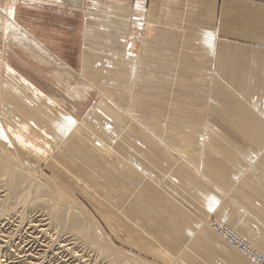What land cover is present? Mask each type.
I'll list each match as a JSON object with an SVG mask.
<instances>
[{
  "label": "crops",
  "instance_id": "crops-1",
  "mask_svg": "<svg viewBox=\"0 0 264 264\" xmlns=\"http://www.w3.org/2000/svg\"><path fill=\"white\" fill-rule=\"evenodd\" d=\"M95 1L103 5L93 13L90 0H83L80 11L55 6L78 19L76 27L59 22L62 28H54L58 34L53 41L19 21L49 55L14 38L0 44V57L63 103L66 125L96 112L101 115L100 139L118 141L109 143L128 165L106 149L100 155L110 163L107 169L96 172L89 164L84 176L74 172L88 187L84 193L90 201L85 196V203L100 210L101 219L104 211L106 217L115 211L111 226L101 222L126 248L156 257L166 254L175 264H251L203 227L202 220L214 215L264 252V0H139L142 8L133 0ZM109 5L126 8L123 16H105ZM115 30L121 43L110 44L116 52L114 65L103 53L107 44L97 41L93 46L87 39L94 31ZM50 31L46 36H53ZM113 76L121 83L138 78L130 113L143 123L129 125L126 110L104 104L100 85L113 82ZM8 80L19 84L18 101L33 97L23 81L10 76L5 86ZM179 81L180 89H172ZM116 89L124 102L128 88Z\"/></svg>",
  "mask_w": 264,
  "mask_h": 264
},
{
  "label": "bare ground",
  "instance_id": "bare-ground-1",
  "mask_svg": "<svg viewBox=\"0 0 264 264\" xmlns=\"http://www.w3.org/2000/svg\"><path fill=\"white\" fill-rule=\"evenodd\" d=\"M7 1H3L0 0V38L4 39V40H8V38L12 39L14 38V40L16 41H27L29 42L31 45H33L34 47H37L39 50L43 51V53H45L46 55H49L47 53V50L45 51L43 46L41 45V43L34 37V35H32L31 33H29L26 29H24L19 23H18V16H17V12L19 10V6L21 2V0H10V2ZM22 1H30V0H22ZM37 2L38 4H48V5H55L60 6L61 8L66 7L68 8L69 6L73 7L74 9H76V11H80L83 9V0H31L30 2ZM42 2V3H41ZM68 6V7H67ZM106 6V5H105ZM110 6V5H109ZM101 7V6H99ZM104 8V7H103ZM100 9V8H99ZM122 10H126V8H119L116 9L115 7H107L105 9L104 13L105 16H110L113 17L112 19L116 18L115 17V13L120 12L122 13L123 16V12ZM97 11V10H96ZM129 14V13H128ZM103 16V15H102ZM106 18V17H105ZM108 18V17H107ZM126 20V18H124ZM98 20V19H97ZM101 21V20H100ZM109 23V22H107ZM116 32H114L113 34L110 33L109 35H107L106 33H95V31L93 32L94 36H91L90 39H87V42H92L93 46H94V42H101V43H105L107 44V50L103 51V53L105 54V56L108 57V63H112V64H116V61L114 59H112V57H114L113 55L116 53L115 49H111V42L112 43H116L117 41H119L118 38V31L119 30H115ZM101 34V35H100ZM124 34V33H123ZM126 35V34H124ZM127 36H123L122 38L125 39ZM102 38V39H99ZM42 42V41H41ZM6 42L4 41V43L2 44V46L5 44ZM119 43H121L119 41ZM87 44V43H86ZM44 45V44H43ZM91 45V44H90ZM99 45V44H98ZM122 45V44H121ZM47 46V45H46ZM92 46V47H93ZM46 49V48H45ZM104 49V48H103ZM1 51V50H0ZM5 51V50H4ZM4 54V53H3ZM53 54V53H52ZM54 55V54H53ZM101 55V54H100ZM55 56V55H54ZM88 56V55H87ZM4 57V56H2ZM0 57V68L2 67L4 70L7 71H12L13 75H18L21 76L20 73L13 68L7 61H5V58ZM91 57V56H90ZM50 59V58H49ZM54 59V58H53ZM85 61V60H84ZM60 62V61H59ZM121 63V62H120ZM137 63V62H136ZM63 65V64H62ZM103 66V64H102ZM111 68L109 69H113L115 70L114 66L109 65ZM1 68V69H2ZM101 68V67H100ZM111 70V71H113ZM2 71V70H1ZM117 71V70H115ZM4 72V71H3ZM101 72V71H100ZM114 72V71H113ZM93 73V72H92ZM85 76H86V72H84ZM115 74V72H114ZM136 74V73H135ZM7 76V75H6ZM17 76V77H18ZM22 77V76H21ZM83 77V76H82ZM99 77V76H97ZM126 77V76H125ZM23 78V82L26 85L25 87H28L29 89H31V92L33 94H35V98H38L39 101H41L42 103H46L48 105V107H50V109L52 110V112H49L47 110H45V108L43 106H41V104H39L38 102H35V100L37 99H32L31 97H27L26 95H24V97L22 96L21 98V102L18 101V98H20V94L19 91L16 92V94L13 96L7 92H4L5 95V101H4V105L3 108L5 109L4 112L8 113L9 115H11V117L7 118L5 117V121H7L8 123H11V125L15 126V125H19L20 131H16L18 132L20 135V145L22 146H33L35 152H37V154H39L40 156L44 157L45 159L48 158L50 156V159L57 160L58 165L57 166H61V161L64 162V167H66L65 169L69 170L72 172V174H74L75 170H82L83 172L87 173L88 169L85 168L86 165L91 164L92 166H94L97 171L101 170L102 168H106L108 167L104 161L101 160V153L105 152L106 149H108V153L112 154L116 159H118V154L119 152L116 150L113 144V146L109 143L110 141H117L115 139V137H111L108 140L100 139V133H101V128H100V116L98 113H93L88 115L87 120L85 121H80L79 119L77 120V118L75 119L74 116L73 118L75 119L74 123L71 124H67L63 121V115L60 113L61 111L66 110L65 106L62 105L63 103H61L60 101H58L56 98L45 94L43 91H41L39 88H37V86L35 84H33L31 81H29L27 78L22 77ZM102 78V77H101ZM114 80H112L113 82H111L110 80L105 84H101L100 87H103V90L105 91V94H103V101L105 105H109L112 106V108L114 109H119L120 111L122 110L123 112H125V110L128 113H123V115L125 114V116H129L130 117V121H129V125H131V123H138L141 122L143 123L139 117L137 115H134L132 113H130V111L132 110V106H135V101L133 99V97L136 95V88L139 84V82L137 81L138 78H134L132 81H129L128 83L125 79L124 83L119 82V80L117 78H115L113 76ZM8 79V78H7ZM86 79V78H85ZM94 79V78H93ZM104 79V78H102ZM21 80V79H20ZM128 80V79H127ZM1 81V80H0ZM98 81V80H97ZM178 81V80H176ZM105 82V81H104ZM185 82V81H184ZM191 83V82H190ZM98 84V83H97ZM119 84V85H117ZM7 85V84H6ZM194 85V84H193ZM97 86V85H96ZM181 83L179 82H174L172 83V89L174 88L175 90H179L180 89ZM18 87V86H17ZM128 88V95L129 97L123 102V99L117 98L119 97L118 95H120L119 92L116 93V91H118L116 88ZM92 88V87H91ZM10 89V88H9ZM13 92L15 91L14 87H12ZM120 90V89H119ZM182 90V89H181ZM100 91V90H99ZM187 91V90H186ZM101 92V91H100ZM2 93V92H1ZM0 93V94H1ZM101 94V93H100ZM3 95V94H2ZM3 97V96H2ZM16 98V99H15ZM61 100V99H60ZM181 101L180 98H177L176 101ZM192 100V99H191ZM2 101V100H1ZM14 101L15 103L12 105L11 102ZM19 103H18V102ZM23 101L24 103L27 102V106L28 108H26L25 106H23ZM38 101V100H37ZM62 101V100H61ZM185 102V101H184ZM183 102V103H184ZM66 104V103H65ZM1 105V102H0ZM2 106V105H1ZM25 107V108H24ZM23 109V110H22ZM105 109V108H104ZM29 110V111H28ZM56 110V111H55ZM1 111V110H0ZM55 111V112H54ZM110 112V111H109ZM28 113V116L25 114ZM122 115V116H123ZM22 116V117H21ZM92 116V117H91ZM20 117H21V121H20ZM102 118V117H101ZM139 119V121H138ZM95 121V122H94ZM105 121V120H104ZM65 124V126L67 127H63L61 125V123ZM1 123V122H0ZM2 126H6L5 124ZM112 126V125H111ZM141 126V125H140ZM104 127V126H103ZM132 128V127H131ZM6 132L8 137L10 138L9 142L6 139L5 135L2 134V136L4 137L5 141L0 142V173H5L7 175V177H9L8 179L10 181H6L3 182L5 180H0V192H8L7 194H9V189L8 188H12V186L17 185L16 183H18V185H22L24 183H29L32 181H29L28 179V175H26L24 173V170H21V164L18 162V156L16 151H14V140L12 138L11 132L9 131V128L6 126ZM18 130V129H17ZM117 130L119 129H114L115 132H117ZM187 130V129H186ZM5 132V134H6ZM53 132H55L56 134H54ZM40 133L42 138H43V142L41 141V144L38 143L36 146H40L39 148H37L36 146H34V144H30L31 142L28 141V138L31 139L32 135ZM120 133H124V131L120 130ZM1 134V132H0ZM40 136V137H41ZM72 137V138H71ZM119 139V137H118ZM36 140V139H35ZM118 142V141H117ZM37 143V142H36ZM117 144V143H116ZM93 145H97L98 149H94ZM42 147L44 149H42ZM30 148V147H29ZM24 149V148H23ZM31 149V148H30ZM26 151V150H25ZM32 151V150H30ZM103 155V154H102ZM67 157V158H66ZM106 158V157H105ZM114 159V158H113ZM110 160V159H109ZM100 161L103 163V167L98 166ZM68 162V166H66V163ZM121 162V161H119ZM56 163V162H55ZM56 163V164H57ZM73 163V166L71 165ZM122 163V162H121ZM110 164V163H109ZM108 164V165H109ZM122 164H126L128 165L126 162L122 163ZM55 167V166H53ZM111 168L115 167L112 164L110 165ZM73 168V169H72ZM123 168V167H122ZM72 169V170H70ZM107 169V168H106ZM117 168H115L116 170ZM112 169H110L111 171ZM70 172V173H71ZM95 172V173H96ZM8 173V174H7ZM90 173V172H89ZM112 173V171H111ZM114 173H116L114 171ZM92 174V173H91ZM128 175V172L125 173ZM111 175V174H110ZM33 176V175H32ZM123 176H125L123 174ZM146 176V175H143ZM117 177V176H116ZM119 177H121L119 175ZM118 178V177H117ZM122 178V177H121ZM3 179V178H1ZM37 179L39 180V178L37 177ZM73 179H75L74 181L78 180L77 177H73ZM112 181V180H111ZM126 181V180H125ZM15 183V184H13ZM48 180L45 182L43 181V178L40 181H33L30 184L29 189L31 188L30 192L27 191L25 194V197H21L20 198V202L23 203L24 205H27V203H30L32 200H38L40 199L39 196L40 193H43V189L42 186H46L47 188L45 190H47L48 192L52 193L54 196L55 194H60L55 196V198L53 200H57L59 201L57 204L53 205L50 213L48 215L47 218H49L48 222V228L49 230H44L45 232H47L49 235H51L52 238L54 239H59L60 236H58V234L54 233L57 232L59 233V229L60 227L64 228L67 226V224L69 223H73L75 224V230H78V234L80 235L83 232H87L88 230V225L85 223V221H79V222H75L71 217V213H73V210H78L80 213V216H82L84 219H89V217H91L89 214V212L81 210L79 208H76V204H74V202L69 198L68 195L66 194H62L60 193L61 191L58 189H55L51 184H47ZM84 186V183H83ZM8 187V188H7ZM112 187H114L112 185ZM8 190H7V189ZM16 188V187H15ZM115 188V187H114ZM84 191V190H83ZM4 192V193H5ZM14 192V191H13ZM33 195H36L37 198H35ZM2 196V195H1ZM33 196V198H32ZM46 197V196H45ZM13 198V197H12ZM42 198V197H41ZM48 198V197H47ZM7 199V198H5ZM3 201V200H2ZM73 202V204H72ZM33 203V202H32ZM3 205V203H1ZM0 204V205H1ZM31 204V203H30ZM36 204V203H35ZM18 206V205H17ZM17 206H9L8 205V200L6 201V204L4 205V208H2V212L0 210V217L2 218L3 216H8L9 213L13 212L15 209L16 214L18 213L19 216L22 215V211H23V215L22 218L24 219V217L27 218V216H25L29 210H37L36 207L31 208V205H27L26 207L23 206L24 209H22V211L18 210ZM20 208H22L20 206ZM39 211V210H38ZM37 211V212H38ZM32 213V212H31ZM34 213V212H33ZM75 213V212H74ZM39 214V213H37ZM131 214V213H130ZM12 215V214H11ZM40 215V214H39ZM47 214H45L46 217ZM6 216V217H7ZM30 216V215H29ZM38 216V215H37ZM42 216V215H41ZM14 217V215L12 216V218ZM17 217V216H16ZM44 217V218H45ZM0 218V219H1ZM42 218V217H41ZM40 218V219H41ZM14 219V218H13ZM21 219V217L19 218ZM37 219V218H36ZM43 219V218H42ZM146 219V218H145ZM212 219H216L214 215H210L208 218V221H204L202 220V226H206L208 229H211V231L215 234H217L215 232V230L213 229V224H212ZM15 220V219H14ZM30 221V218L28 219ZM28 220L26 222H28ZM32 220V218H31ZM218 220V219H217ZM215 220V221H217ZM10 221V220H9ZM220 221V220H219ZM12 222V221H11ZM25 222V223H26ZM30 222H34V220L30 221ZM36 222H41L40 226H45V224H42L44 221L43 220H38ZM47 222V221H46ZM3 223V222H2ZM9 223V222H8ZM18 224V222H17ZM38 224V223H37ZM28 225H32V223H29ZM21 226V225H19ZM25 226V225H23ZM38 226V225H37ZM69 226V225H68ZM26 227V226H25ZM30 227V226H29ZM35 227V226H34ZM46 227V226H45ZM73 227V226H72ZM21 228V227H20ZM93 228V227H92ZM26 229V228H25ZM39 229V228H38ZM67 229V228H66ZM232 229V228H231ZM15 230V229H14ZM18 230V227L17 229ZM22 230V229H21ZM59 230V231H58ZM140 230V229H139ZM142 230V229H141ZM233 230V229H232ZM6 231V230H5ZM13 231V230H12ZM20 231V230H18ZM53 231V234H51V232ZM147 231V230H146ZM24 232V231H23ZM29 232V231H28ZM36 232H38V230H36ZM61 232V231H60ZM63 232V231H62ZM236 232V231H235ZM11 233V232H10ZM20 233V232H19ZM35 233V232H34ZM42 233V232H41ZM237 233V232H236ZM15 234V233H13ZM22 234V232H21ZM20 234V236H21ZM27 234V233H26ZM25 234V235H26ZM40 234V232L38 233ZM64 234V232H63ZM84 235L81 236L84 238V236L86 235L85 233H83ZM238 235H240L239 233H237ZM31 235V234H30ZM37 235V234H36ZM62 235V233H61ZM145 235V234H144ZM32 236V235H31ZM30 236V237H31ZM59 238H58V237ZM72 236V235H71ZM78 236V235H77ZM241 236V235H240ZM8 237V236H6ZM12 237V236H11ZM19 237V236H17ZM29 237V235H28ZM80 237V236H78ZM242 237V236H241ZM20 238V237H19ZM18 238V239H19ZM41 238V237H40ZM47 238V237H46ZM71 239V237H69ZM243 238V237H242ZM2 239V238H1ZM22 239V237H21ZM28 239V238H27ZM63 239V238H62ZM65 239V237H64ZM67 239V238H66ZM65 239V240H66ZM70 239H67L70 240ZM73 239V237H72ZM221 239V238H220ZM223 239V238H222ZM244 239V238H243ZM13 241V239H11ZM24 240V239H23ZM22 240V241H23ZM75 240V239H74ZM21 241V240H20ZM28 241V240H27ZM33 241V240H31ZM36 241V240H35ZM52 241V240H51ZM77 241V240H75ZM88 241V240H87ZM91 241V240H90ZM96 241V240H95ZM15 242V241H14ZM49 242V241H48ZM62 242V241H60ZM225 242V239H224ZM248 242V241H247ZM32 243V242H31ZM46 243V242H45ZM56 242H54L55 244ZM79 243V242H78ZM90 243V242H89ZM249 243V242H248ZM13 244V243H11ZM18 244V243H17ZM33 244V243H32ZM40 244L43 245V243L40 242ZM49 244V243H47ZM69 244V243H68ZM77 243H75L76 245ZM85 243H83L84 245ZM88 244V243H87ZM92 244V243H91ZM97 244V243H96ZM251 246L252 244L249 243ZM16 245V244H15ZM23 245V243H22ZM26 245V244H25ZM28 245V243H27ZM30 245V244H29ZM28 245V246H29ZM36 245V244H35ZM41 245V246H42ZM66 245V244H65ZM79 245V244H77ZM77 245L75 247H77ZM103 245V244H102ZM101 245V246H102ZM230 245V244H229ZM20 246V245H19ZM18 246V247H19ZM24 246V245H23ZM40 246V245H39ZM68 246V245H67ZM96 246V245H95ZM44 247V246H43ZM80 247V246H79ZM91 247V246H90ZM103 247V246H102ZM104 247H107V244L104 243ZM253 247V246H252ZM2 248V247H1ZM0 248V250H1ZM20 248V247H19ZM19 248L16 247V251L18 250V252L20 251ZM22 248V247H21ZM20 248V249H21ZM35 248V246H34ZM58 248V246H57ZM62 248V246L60 247V249ZM104 248V249H105ZM254 249H256L255 247H253ZM24 249V248H23ZM22 249V250H23ZM28 249V248H27ZM47 249V248H46ZM56 249V248H55ZM59 249V248H58ZM87 249V248H86ZM96 252L98 251L97 248H95ZM234 249V248H233ZM42 250V249H41ZM40 250V251H41ZM65 250V249H64ZM80 250V248H79ZM94 250V249H93ZM107 250V249H106ZM109 250V249H108ZM162 250V249H161ZM32 251V250H31ZM34 251V250H33ZM37 251V249L35 250ZM39 251V250H38ZM56 251V250H55ZM63 251V250H62ZM68 251V250H67ZM74 251V249H73ZM81 251V250H80ZM236 251V250H235ZM256 251L264 254V252L259 251L258 249H256ZM54 252V251H53ZM77 252V251H76ZM99 252L102 253L103 250H101L99 248ZM97 252V253H99ZM165 252V251H164ZM21 253V252H20ZM19 253V254H20ZM29 253V252H28ZM35 253V252H34ZM50 253V252H49ZM65 253V252H64ZM68 253V252H67ZM96 253V254H97ZM15 254V253H14ZM30 254V253H29ZM32 254V253H31ZM39 254V253H38ZM51 254V253H50ZM16 255V254H15ZM37 255V254H35ZM42 255V254H41ZM40 255V256H41ZM45 255V254H44ZM43 255V256H44ZM58 255V254H56ZM63 255V254H62ZM105 255V254H104ZM4 256V255H3ZM6 256V255H5ZM39 256V255H38ZM52 255H50L51 257ZM55 256V254H54ZM79 256V255H78ZM84 256V255H83ZM94 256V255H93ZM98 255H96L95 259L97 260ZM101 256H103V253L101 254ZM243 256V255H242ZM23 257V256H22ZM29 257V256H28ZM49 257V256H48ZM49 257V258H50ZM82 257V256H81ZM115 257V256H114ZM3 258V257H2ZM34 258V257H33ZM37 258V257H36ZM35 258V259H36ZM54 258V257H53ZM60 257H57V260ZM65 258H67L65 256ZM85 258V257H84ZM82 258V260L84 259ZM12 259V257H11ZM15 259V258H14ZM20 259V258H19ZM23 259V258H22ZM55 259V258H54ZM62 259V257H61ZM60 259V260H61ZM64 259V258H63ZM62 259V260H63ZM247 259V258H246ZM9 260V259H8ZM7 260V261H8ZM28 260V259H27ZM42 260V259H41ZM73 260V259H72ZM79 260V259H78ZM102 260V259H101ZM19 261V260H18ZM32 261V260H31ZM40 261V260H39ZM55 261V260H54ZM68 261V260H67ZM80 261V260H79ZM78 261V264H79ZM125 262L121 261L122 264H126V260H124ZM249 263L251 264H255L252 263L250 260H248ZM13 262V261H12ZM37 262V261H36ZM65 263V261H63ZM116 262V261H115ZM136 262V261H135ZM19 263V262H18ZM34 263V262H32ZM48 263V262H47ZM46 263V264H47ZM60 263V262H59ZM58 263V264H59ZM77 264V262H75ZM101 264H104L100 261ZM99 263V264H100ZM117 264H121L120 261L116 262ZM38 264V262L36 263ZM86 264V263H83ZM113 264V263H112ZM133 264H136L133 262Z\"/></svg>",
  "mask_w": 264,
  "mask_h": 264
},
{
  "label": "rangeland",
  "instance_id": "rangeland-1",
  "mask_svg": "<svg viewBox=\"0 0 264 264\" xmlns=\"http://www.w3.org/2000/svg\"><path fill=\"white\" fill-rule=\"evenodd\" d=\"M90 1H91L90 2L91 3V9H90L91 13L95 12L96 9H99L100 5H101V8H102L103 4H101L100 2L95 1V0H90ZM101 1L102 2H107L108 0H101ZM8 2H10V0ZM21 2L22 3H20V5H18L19 6V10L17 12L18 23L20 21L32 33H34V34L37 33L38 36L41 37V38H44L46 40L49 39L50 41H53L51 38L52 37L56 38L57 37L56 35L58 34L57 33L58 29H54V28H57V27H59L60 29L62 28V26L60 25L61 23H59V22H62V23H65V24H72L73 27L74 26L76 27V21L78 19L76 17H78V16L70 15V17H69L68 15H63V14H61V13H59L57 11L55 5H44V6H42V5H39L37 2H35V3L34 2L25 3L22 0H21ZM94 2H96V3H94ZM136 2L139 3V8H142V5L140 4L139 0H136V1L133 0V4H135ZM130 5H132V4L130 3ZM140 23H141V21H140ZM43 25H45V26H43ZM50 27L53 28V29H51ZM105 29H107V28H105ZM48 30H52L49 33H53V36H50V37L46 36ZM64 30H66V29L64 28ZM105 31H107V30H105ZM108 31H112V29L108 28ZM105 33L107 35L110 34V32H105ZM67 37L68 36L66 34L65 38H63V37H61V38H62V40H66ZM73 38L75 40V43H79L80 38L78 37V35L74 36ZM8 40H9V38H8ZM4 41H6V40L0 38V44L1 45L4 43ZM59 51H62V53L65 54L64 50L59 49ZM78 53H79L78 52V48H76L75 49V55L78 56ZM1 68H0V80H1L0 81V93L1 92L2 93L0 94V102H1L2 106L0 105V110L3 111V112H0V122H1L0 123V132H1V134H0V142L5 141V139L2 136V134L5 135V137L8 140V142L10 141L9 140L10 138L8 137L7 132L5 130L6 126H7L9 128V131L11 132L12 138L14 140V145H13L14 149H15L14 151H16L17 156H18V162L22 166L21 170L22 171L24 170V173L26 175H28L29 181L33 182V181L37 180V181L41 182L42 178H43V181H45V182L48 180L47 184H51L55 189H58V191L60 190L61 191L60 193L68 195L71 200L73 199L72 201L74 202V204L77 205L76 208H79L81 210L89 212V214H91L90 215L91 217H89V219H84L82 216H80L79 211L74 209L73 213H71V215H72L71 218L75 222L76 221L79 222L81 220L85 221V223L88 225V230H87V232H83V233H85L86 235L84 236V238L81 237L84 234L81 233L79 235L78 234V230L74 231L75 230L74 228H75L76 225L73 224V223L72 224L69 223L64 228L60 227L59 230L61 232L59 230H58L59 233L54 231V233H56V234H58V236H60V238L57 236L59 239H54V238L51 237V235H49L44 230H49V228H48V224L49 223L48 222H50V221H49V218H47V217H48V215L50 213V210H51L52 206L59 202V201L53 200V199L55 198V196L60 195V194H55V196H54L52 193H50L47 190H45L47 188L46 186L45 187L42 186L43 193L42 192L40 193V195H42V196H39L40 199L32 200L30 202L31 204L27 203V205H31L32 206L31 208L36 207L37 210L36 211L35 210H29V212L25 215V216H27V218L24 217V219H23L22 218V215H23L22 209H24L23 206L26 207L27 205H24L23 203H21L20 202V198L21 197H25V194H26L27 191L30 192L31 188L29 189V187H30L29 183H32V182L24 183L22 185H18V183H16L17 185L12 186V188H8L7 187L9 190L7 188L6 189L9 191V194H7L8 192H5L6 190L4 191L5 193L2 192V191L0 192V204L3 203V205L2 204L0 205V210L2 208H4V205L6 204V201L8 200V205L9 206L13 205L15 207V206L18 205L17 206L18 210L22 211V215L19 216L18 213L16 214V212H15L16 209H15L13 212L9 213L8 216L6 215L7 217L6 216H3L2 218L0 217L1 218L0 219V248L2 247L1 250H0V264H36L37 262H38V264H46L47 262H48L47 264H58L59 262H60L59 264H76L75 262H77V264H78L79 260H80L79 264H83V263H86V264H99L100 261L102 263H104V264H112V263L113 264H117L116 262L120 261V263L122 264L121 261L125 262L124 260H126V262H127L126 264H133V262L136 263V264H175V263H172L171 258L168 257L166 254L163 257H160V256L156 257L153 254H147L148 253L147 251L146 252H144V251H142V252L140 251L139 252V251H135V250L129 249L128 247L126 248L125 246H123L124 242L122 240L116 238V236L110 231V228L105 223L101 222V220L104 219V221H106L111 226V223L116 221V213H115V211H108V216L107 217H106V211H104L105 217L101 219L100 210L92 209V208H90V206H88L89 204L87 205L85 203V201H84V199L86 198L85 196H87L88 201H90L89 200L90 199V197H89L90 194L89 195L85 194L84 191H83V190L88 189V187H84L83 185H80V181H81L82 184L84 183V178L83 177L76 176L75 174H72L71 171L65 169L66 167H64V162L63 161H61V166H57L58 165L57 160H55V162L57 163L56 164L54 162V160L50 159V156L48 158H46V159L44 157L40 156L39 154H37V152H35L33 146L31 147V146H26L25 145V146L21 147V145H20L21 144L20 143V136H19L20 134L18 133L20 131L19 125L13 126V125H11V123H8L7 121H5V117L7 116V118H9V117H11V115H9L8 113L4 115V113H5L4 110L5 109L3 108L4 101H5V98H6L5 95H4V92H7L9 94L13 93L11 95L14 96L16 94V92L21 91L19 89V84L15 83L12 80H8L9 82H7V85L5 86V79H7V78L10 79V76H11V77H14L18 81L21 78L18 75H13L12 71H7V70H4L3 68L1 69ZM23 69H25V68H23ZM25 70H26L25 71L26 73H29L32 76H34L33 73L31 72V70H28V69H25ZM21 81H23V79H21ZM23 84H24V82H23ZM4 86H5V89H4ZM8 86H9L10 89L7 88ZM24 86H26V85L24 84ZM12 87H14V89H15L14 92H13ZM25 88L27 90L31 91V89H29L28 87H25ZM32 95H33V97H31L32 99H34V100L37 99L38 102L42 103L41 101H39L38 98H35V94L32 93ZM44 104L47 105L45 102H44ZM25 114L28 116V113H25ZM21 117H20V121H21ZM4 124L6 126H2ZM16 131H18V132H16ZM5 132H6V134H5ZM40 136H41L40 133H38V134L36 133L35 135H32L31 139L28 138V141L31 142L30 144H34V146H36L38 143L41 144V141L43 142V138H42V136L41 137ZM39 147L40 146H38L37 148H39ZM42 149H44V148L42 147ZM30 150H32V151H30ZM71 165L73 166V163ZM53 166H55V167H53ZM66 166H68V162L66 163ZM72 169H70V170H72ZM77 171L80 172L81 175L84 176L85 172H83L82 170H75L74 172L77 173ZM37 177L39 178V180L37 179ZM73 177H77L78 180L74 181L75 179H73ZM1 178H3V179H1ZM8 178L9 177H7V175L5 173H0V180L1 181L5 180V179L6 180L3 181V182H6L7 180L10 181ZM13 184H15V183H13ZM33 196L35 198H37L36 195H33ZM33 196H32V198H33ZM5 198H7V199H5ZM73 202H72V204H73ZM20 206L22 208H20ZM1 212H2V210H1ZM37 213H39L40 215L37 214ZM45 214H47L46 217H45ZM13 215H14L13 218L15 220L12 218ZM209 216H210V214L204 219L205 222L208 221ZM20 217H21V219H19ZM29 218H30V221L34 220V222H30L28 220ZM31 218H32V220H31ZM217 219H212V220L214 221V220H217ZM27 220H28V222H26ZM38 220H43L44 222L42 224L46 223V225H45L46 227L45 226H40L41 222L40 223L36 222ZM17 222H18V224H17ZM217 222L221 223V224H224V225H227L224 222L219 221V220H217ZM29 223H32V225H28ZM19 225H21V226H19ZM23 225H25L26 227L23 226ZM17 227H18V230H20V231L16 230ZM204 227L206 229H208L206 226H204ZM36 230H38V232H36ZM208 230L211 231V229H208ZM62 231L64 232V234H63ZM21 232H22V234H21ZM39 232H40V234H38ZM215 232L217 233V234L214 233L216 236L220 237L221 239L223 238V237L220 236V233L218 232V230H216ZM13 233H15V234H13ZM61 233H62V235H61ZM20 234H21V236H20ZM51 234H53V231L51 232ZM28 235H29V237H28ZM77 235L80 236V237H78ZM118 235L123 240L127 239L126 236H124L123 234H118ZM6 236H8V237H6ZM17 236H19L20 238L17 237ZM21 237H22V239H21ZM64 237H65V239L66 238L70 239L69 237H71V239L67 241V239L65 240ZM72 237H73V239H72ZM11 239H13V241ZM74 239L77 240V241H75ZM31 240H33V241H31ZM223 240H224V238L222 239V241ZM60 241H62V242H60ZM40 242L43 243V245L40 244ZM54 242H56V243L54 244ZM225 242L229 245V243L226 240H225ZM11 243H13V244H11ZM22 243H23L24 246L22 245ZM27 243H28V245L29 244L30 245L28 246ZM47 243H49V244H47ZM75 243H77L79 245L76 244L77 247H75L76 246ZM83 243H85V244L83 245ZM104 243L107 244L106 248L104 247ZM18 246L20 248L21 247L22 248L20 249ZM34 246H35V248H34ZM57 246H58L59 249L57 248ZM61 246H62V248L60 249ZM16 247L19 248V250H20L19 252H18V250L16 251ZM79 248H80L81 251L79 250ZM95 248H97V250H98L97 252H99V248L101 250H103V252H102L103 256H101L102 253H100V252L97 253L95 251L96 250ZM36 249H37V251H35ZM73 249H74V251H73ZM236 252H238V251L236 250ZM35 254H37V255H35ZM54 254H55V256H54ZM56 254H58V255H56ZM50 255H52V256L50 257ZM96 255H98L97 256L98 257L97 260L95 259ZM240 255L242 256V254H240ZM65 256L67 258H65ZM11 257H12V259H11ZM57 257H60V258L57 260ZM61 257H62V259L63 258L64 259L62 260ZM243 257L246 258L245 256H243ZM82 258H84V259L82 260ZM246 260L248 261L249 259L247 258ZM63 261H65V263ZM32 262H34V263H32Z\"/></svg>",
  "mask_w": 264,
  "mask_h": 264
},
{
  "label": "built area",
  "instance_id": "built-area-1",
  "mask_svg": "<svg viewBox=\"0 0 264 264\" xmlns=\"http://www.w3.org/2000/svg\"><path fill=\"white\" fill-rule=\"evenodd\" d=\"M213 229L220 233L234 249H236L240 254L248 258L252 263L264 264V254L256 251L245 239L238 235L234 230H232L227 225L218 223L217 221H212ZM218 233V234H219Z\"/></svg>",
  "mask_w": 264,
  "mask_h": 264
}]
</instances>
